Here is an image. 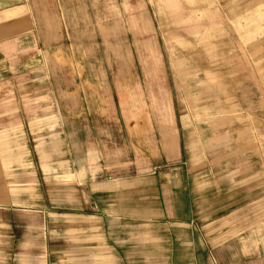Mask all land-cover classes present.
<instances>
[{
	"label": "rangeland",
	"instance_id": "374dc122",
	"mask_svg": "<svg viewBox=\"0 0 264 264\" xmlns=\"http://www.w3.org/2000/svg\"><path fill=\"white\" fill-rule=\"evenodd\" d=\"M0 51V198L15 200L13 207L0 204L4 229L17 213L20 233L44 222L56 232L50 258L57 261L60 215L73 211L60 205L53 179L59 172L46 184L33 153V169L21 171L31 104V125L44 122L56 149L65 139L69 148L88 141L100 149L86 158L91 166L105 167L106 156L120 150L130 176L195 164L225 173H212V180L238 179V221L228 218L218 241L212 232L196 264H218L215 247L225 240L238 244V264H260L264 0H0ZM167 142L179 145L178 160H166ZM16 198L28 204L17 206ZM204 233L197 231L196 248ZM6 241L2 264H17L23 252Z\"/></svg>",
	"mask_w": 264,
	"mask_h": 264
},
{
	"label": "crops",
	"instance_id": "0c3cea01",
	"mask_svg": "<svg viewBox=\"0 0 264 264\" xmlns=\"http://www.w3.org/2000/svg\"><path fill=\"white\" fill-rule=\"evenodd\" d=\"M33 108H37L36 105L27 104L25 107L28 128L23 144L27 150L22 151L26 168L21 171L29 173L33 169V159H30L33 153L46 184L52 181V174L59 172L58 178L53 179L58 180L56 187L62 196L60 205L68 204L74 213L60 215L64 219V228H59L60 257L57 261L50 258L55 249L50 245L55 231L43 222L20 233L18 213L14 214L7 230L0 213V264L3 263L4 238L7 239L6 245H16L23 252L20 253L23 259L17 264H196V252H202L204 258L212 232L218 241L219 237L226 236L227 219L234 216L238 221V179L228 181L217 177L212 180V173L225 174L215 165L192 164L187 168L178 165L170 173L154 171L130 176L123 153L117 150L106 156L105 167L91 166L85 163L86 158L92 159L100 149H93L88 141L85 148L82 144L69 148L66 139L62 148L56 149L44 122L31 125L29 115L34 114ZM12 117L15 119L12 124L19 125L17 119L20 117ZM44 119L37 118L38 121ZM165 146L172 150L166 160H178L179 145L167 142ZM72 150L76 164L69 160ZM110 159L117 161L110 163ZM2 170L0 163V172ZM68 183L73 187H68ZM232 198L234 203L229 205L228 211V199ZM16 199L17 206L29 201ZM11 201L8 204L0 198V204L15 206V200ZM163 227L176 230L164 234ZM179 229L186 230L187 239H179ZM199 230L205 231L204 244L202 247V243H198L199 248H196ZM223 253L227 259L222 257ZM213 258L218 264H238V244H227L226 240L217 244ZM260 264H264V259Z\"/></svg>",
	"mask_w": 264,
	"mask_h": 264
}]
</instances>
